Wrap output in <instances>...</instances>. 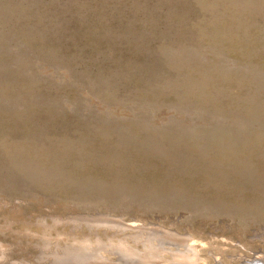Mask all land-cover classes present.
Returning <instances> with one entry per match:
<instances>
[{
  "label": "rangeland",
  "instance_id": "obj_1",
  "mask_svg": "<svg viewBox=\"0 0 264 264\" xmlns=\"http://www.w3.org/2000/svg\"><path fill=\"white\" fill-rule=\"evenodd\" d=\"M62 258L264 263V0H0V264Z\"/></svg>",
  "mask_w": 264,
  "mask_h": 264
},
{
  "label": "bare ground",
  "instance_id": "obj_2",
  "mask_svg": "<svg viewBox=\"0 0 264 264\" xmlns=\"http://www.w3.org/2000/svg\"><path fill=\"white\" fill-rule=\"evenodd\" d=\"M100 213V212H99ZM87 215H89V214H87ZM102 215V214H101ZM100 215V217L102 218V216ZM105 215V214H104ZM83 216V215H82ZM81 216V217H82ZM91 216V215H90ZM105 216H107V215H105ZM77 217H78V215H77ZM85 217H87V216H85ZM95 217H96V215H95ZM94 217V218H95ZM84 218V217H83ZM89 218V217H88ZM110 217H108V219H109ZM81 218H79V220H80ZM113 219H114V216H113ZM116 219H118V217H116ZM81 220H83V219H81ZM85 220V219H84ZM83 220V221H84ZM89 220V219H88ZM87 220V221H88ZM104 220V219H103ZM110 220V219H109ZM112 220V219H111ZM90 221V220H89ZM94 221H95V219H94ZM93 220L91 221V222H94ZM96 221H99L100 223H101V220L98 218ZM120 221V220H119ZM122 221V220H121ZM104 222V221H103ZM114 222V221H113ZM125 222V221H124ZM109 223V222H108ZM121 223V225H119V227H121V228H123V229H132V228H139L138 227V225H136V224H133L134 226H131V225H127L126 223H123V221L122 222H120ZM99 224V223H98ZM106 224V223H105ZM77 225V224H76ZM101 225V224H100ZM140 225V224H139ZM149 226V225H148ZM105 227V226H104ZM147 227V226H146ZM145 227V228H146ZM154 227V226H153ZM159 227V226H158ZM155 228V227H154ZM154 228H152V225H150V228L148 227V229H147V235H146V237H145V234H144V236H143V233H144V231L142 230V231H140V233H137L138 235L140 234L141 236H143V237H145V238H147L148 239V241H150V244L152 245V247H154V248H156V247H158V248H160L161 249V251H162V249H164V251H165V246H164V244L165 243H163V242H167V243H170V242H174V240H173V238L174 237H177L176 236V234H174V233H176V232H174V233H172V231H165L166 233H163V232H161V231H159V230H157V229H154ZM133 231V230H132ZM135 231V230H134ZM138 231V230H137ZM163 231V230H162ZM178 234V233H177ZM138 237V236H137ZM141 239V238H140ZM156 239V241L158 240V241H161L160 242V244H156L155 242V244L152 242L153 240H155ZM191 240H192V238H191ZM143 241V240H142ZM190 241V240H189ZM125 242V241H124ZM126 244V243H125ZM182 245V244H181ZM148 246V245H147ZM146 246V247H147ZM185 247H187V246H185ZM189 248H186V251H180L179 249H177V251L176 252H174V257H176L177 259H187L188 261H190V260H192V258L193 257H190L189 255H191V252L195 255L194 256V260H195V257H197V255H196V249L193 247V246H188ZM181 249H183V248H181ZM81 250V249H80ZM132 251V250H131ZM146 251V250H145ZM160 251V250H159ZM76 252V251H75ZM81 252V251H80ZM134 252V251H133ZM163 252V251H162ZM188 252L190 253V254H188ZM72 253H73V251H72ZM86 253V252H85ZM161 253V252H160ZM235 253V252H234ZM237 254V253H236ZM83 255H87V254H83ZM89 255V254H88ZM146 255V254H145ZM153 255V254H152ZM71 256V255H70ZM70 256H66L67 258H66V260H68V259H70L71 260V258H72V256L70 257ZM76 256H77V254H76ZM80 256H82V255H80ZM79 256V257H80ZM84 256V257H85ZM78 257V256H77ZM83 257V258H84ZM94 257H95V255H94ZM76 258V257H75ZM90 258H91V260H92V257L90 256ZM57 260H59L58 258H56ZM73 259H74V255H73ZM72 259V260H73ZM76 259H78V258H76ZM85 259V258H84ZM89 259V258H88ZM103 259V258H102ZM56 260V261H57ZM62 260H63V258H62ZM61 260V261H62ZM157 260V259H156ZM186 260V261H187ZM221 260V259H220ZM55 260L53 259V262H54ZM60 261V260H59ZM86 261H87V259H86ZM185 261V260H184ZM185 261V262H186ZM248 261V260H247ZM66 263H69V262H67V261H65ZM71 262V261H70ZM237 262V261H236ZM63 263H64V260H63ZM75 263H77V262H75ZM80 263H82L83 264V262H80ZM87 263V262H86ZM85 263V264H86ZM57 264H60V263H57ZM65 264V263H64ZM70 264V263H69ZM73 264V263H72ZM223 264H224V262H223ZM251 264H264L263 262H260V260H256V261H254V262H252Z\"/></svg>",
  "mask_w": 264,
  "mask_h": 264
}]
</instances>
